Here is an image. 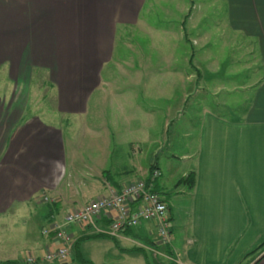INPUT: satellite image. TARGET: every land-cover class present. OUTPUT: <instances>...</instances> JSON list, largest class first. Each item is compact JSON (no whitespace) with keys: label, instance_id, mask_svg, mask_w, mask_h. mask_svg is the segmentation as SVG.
Segmentation results:
<instances>
[{"label":"crops","instance_id":"crops-1","mask_svg":"<svg viewBox=\"0 0 264 264\" xmlns=\"http://www.w3.org/2000/svg\"><path fill=\"white\" fill-rule=\"evenodd\" d=\"M141 2L0 0V70L8 69L11 80H26L34 69L41 68L56 87L58 110L83 114L110 61V48L113 54L120 27L137 22ZM229 23L232 30L258 46L262 75L254 83H238L228 89L232 93L252 88L238 106L231 99L224 102L232 112L242 111L241 115H223L208 106L197 109L201 117L188 132L190 137L195 135L196 147L192 155L182 156L194 159L181 177L191 171L196 175L194 188H187L191 206L188 223L174 225L172 204L164 197L171 213L173 254L165 250L152 221L112 239L124 254L130 247L122 246L120 240L132 244L131 248L143 246L152 255L158 252L163 260L177 264H264V246L259 248L264 243V0H229ZM61 133L38 115L27 116L20 104L0 103L1 219L26 207L30 215L39 213L36 199L40 193L59 204L54 215L60 216L106 195L110 187L119 189L137 179L129 178L133 170L117 172L115 177L103 172L100 178L85 171L80 191L70 189L75 187L73 179L61 187L67 177V168L60 162L66 151ZM157 167L161 178L162 170ZM144 174L139 178H148L150 170ZM156 184L162 194L161 180ZM87 191L95 192V197L77 203L76 198ZM44 202L45 209L40 212L42 239L33 237L23 247L30 249L24 256L19 247L0 240V264H22L34 254L45 259L46 252L57 246L42 234L51 217L48 204L52 203ZM98 223L107 225L109 219L103 217ZM73 230L76 239L96 232L90 226ZM137 253L145 258L143 252Z\"/></svg>","mask_w":264,"mask_h":264},{"label":"rangeland","instance_id":"rangeland-1","mask_svg":"<svg viewBox=\"0 0 264 264\" xmlns=\"http://www.w3.org/2000/svg\"><path fill=\"white\" fill-rule=\"evenodd\" d=\"M142 1L137 22L120 27L85 113L58 110L56 87L41 68L26 80H11L8 69H1L0 103L20 104L27 116L38 115L62 130L66 151L60 162L67 177L61 187L73 179L70 189L80 191L85 171L100 178L103 172L115 177L133 170L129 178L135 181L159 165L162 195L172 204L174 225L182 227L188 223L190 197L187 187L177 183L194 159L182 156L192 155L196 147L195 135L188 132L201 117L197 109L208 106L223 115H241L224 102L231 99L238 106L252 88L228 89L254 83L262 75L261 56L254 41L231 29L229 0ZM45 196H37V214L30 215L26 207L0 218V240L19 247L23 256L33 237L42 239ZM90 197L95 192L82 193L76 201ZM120 244L130 247L127 254L111 238H93L81 244L91 262L70 258L60 263L34 254L40 259L22 264H146L142 253L129 250L132 244ZM148 253L152 264L169 263L158 252Z\"/></svg>","mask_w":264,"mask_h":264},{"label":"built area","instance_id":"built-area-1","mask_svg":"<svg viewBox=\"0 0 264 264\" xmlns=\"http://www.w3.org/2000/svg\"><path fill=\"white\" fill-rule=\"evenodd\" d=\"M160 175V170L155 168L148 178L129 182L119 189L110 187L106 195L67 210L61 216L49 217L42 227V234L58 244L46 252L45 259L65 262L72 257L76 241L74 227L90 226L96 232L117 237L125 228L152 221L156 225L159 240L163 244H171L173 236L169 204L156 189ZM44 199L53 202L49 196ZM103 217L110 220L109 224L99 225L98 221ZM36 259L31 256L28 261Z\"/></svg>","mask_w":264,"mask_h":264},{"label":"trees","instance_id":"trees-1","mask_svg":"<svg viewBox=\"0 0 264 264\" xmlns=\"http://www.w3.org/2000/svg\"><path fill=\"white\" fill-rule=\"evenodd\" d=\"M155 168H158L157 165L154 163L151 168H150V173L152 172V170H154ZM195 182H196V175H195V172L194 171H191L189 172L186 176L180 178L178 180V183L177 185L180 186V185H185L188 189H193L194 186H195ZM157 186V184H156ZM157 189V187H156ZM158 190V189H157ZM159 191V190H158ZM160 192V191H159ZM169 204V203H168ZM49 208H48V214L49 216H52L54 214L57 213L58 209L60 208L59 204L56 202H52V203H49ZM170 208V207H169ZM100 222V220L98 221ZM110 222V220H109ZM135 227H129V228H125L123 231V233L129 235L133 232ZM173 236V235H172ZM93 238H111V239H115V237L111 236V235H108V234H105V233H102V232H92V233H89V234H85V235H82L80 238H77L75 243H74V246H73V257H72V260H75V259H78L80 262L82 263H87V262H91L90 260L86 259L82 252H81V244L83 241L85 240H88V239H93ZM172 240H173V237H172ZM150 244H156V241L154 240H150L149 242ZM171 244H164V247H165V250L167 251V253H169L170 255L173 254L172 250H171ZM264 246V243H262L260 247H263ZM257 248V249H259ZM256 249V250H257ZM129 250H133V251H139V252H143L144 255H145V258H146V262L148 264H152L151 263V260H150V255L149 253L146 251V249L142 246H137V247H134L132 249H129ZM255 251V250H254ZM155 260V258H154ZM61 263H67V261L65 262H61ZM155 263L156 264H166V263H161V262H158L157 260H155ZM1 264H20V262H14V261H4V262H1ZM168 264H177L174 260L170 261Z\"/></svg>","mask_w":264,"mask_h":264}]
</instances>
